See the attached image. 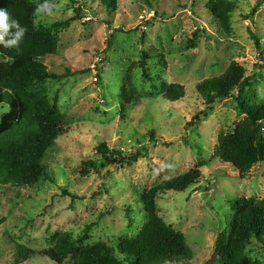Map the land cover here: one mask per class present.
<instances>
[{"label":"rangeland","instance_id":"1","mask_svg":"<svg viewBox=\"0 0 264 264\" xmlns=\"http://www.w3.org/2000/svg\"><path fill=\"white\" fill-rule=\"evenodd\" d=\"M29 1L36 7L45 2ZM229 1L235 7L232 34L220 29L211 0H118L116 10L99 0H48L51 14L37 12V27L71 22L60 32L57 54L44 60L50 71L71 75L42 85L51 103L57 101L66 132L43 159L49 181L0 186V264H15L20 245L41 251L63 233L77 240L93 222L85 243L136 237L147 221L140 195L200 161L206 165L196 185L157 197L162 219L187 237L188 246L166 264H221L214 248L228 229L231 202L264 199V162L241 176L216 153L220 132H233L245 117L235 98L208 107L196 89L236 61L252 83L247 95L264 101V0ZM144 55L150 79L138 67ZM128 77L137 98L123 111ZM172 84L185 88L179 101L164 98ZM8 111L7 103L0 105V119ZM102 143L124 156H144L123 165L98 153ZM88 160L98 170L84 175ZM255 243L246 254L264 264V246ZM21 264L55 263L35 255Z\"/></svg>","mask_w":264,"mask_h":264},{"label":"trees","instance_id":"2","mask_svg":"<svg viewBox=\"0 0 264 264\" xmlns=\"http://www.w3.org/2000/svg\"><path fill=\"white\" fill-rule=\"evenodd\" d=\"M117 1L99 0L102 6L112 10L117 9ZM0 8L7 9L10 19L27 28L19 48L0 45V105H9V111L0 119V186H35L50 180L43 159L59 136L66 132L57 101L51 103L48 91L42 85L48 80L58 81L71 75L69 71L54 73L44 63L46 58L57 54L60 32L71 22L65 20L49 27H37V7L29 0H0ZM209 10L220 29L232 34L234 5L229 0H211ZM251 37L260 49L259 37L252 32ZM147 66L148 56L144 55L138 65L144 79H150ZM127 79L129 87L124 85L121 94L123 111L137 98L136 88L131 79ZM196 89L208 107L222 99L235 98L245 117L233 132H220L216 153L241 176L247 175L255 165L264 162V101H254L247 95V89L252 90V83L236 61H232L222 75L203 80ZM184 96V86L176 84L168 86L164 93V98L171 102ZM195 119L198 121L199 116L196 115ZM150 135L155 141L154 132ZM97 151L103 156L118 158L123 165H132L144 156L143 152L124 156L119 150H110L106 143L100 144ZM205 165L206 162L200 161L186 173L163 178L140 195L147 221L136 237L119 238L116 243L104 240L85 243L98 224L93 222L77 240L63 233L56 235L53 245L41 251L20 245L15 264L35 255L48 258L55 264H166L188 246L187 237L162 219L157 197L164 192H181L196 185ZM92 170H98V164L94 160L86 161L82 173L88 175ZM231 209L233 214L228 229L222 231L216 240L215 257L221 260V264H259L246 254V249L255 242L264 246V199L258 202L254 198L240 197L231 202Z\"/></svg>","mask_w":264,"mask_h":264},{"label":"clouds","instance_id":"3","mask_svg":"<svg viewBox=\"0 0 264 264\" xmlns=\"http://www.w3.org/2000/svg\"><path fill=\"white\" fill-rule=\"evenodd\" d=\"M36 11L38 13L47 12L48 14H51L52 9L48 0H45L42 4H38ZM11 29H15V31L12 32L10 31ZM26 32L27 28L21 26L19 21L10 19L7 9L0 8V45H3L6 48H19ZM6 37L11 38L6 39Z\"/></svg>","mask_w":264,"mask_h":264},{"label":"built area","instance_id":"4","mask_svg":"<svg viewBox=\"0 0 264 264\" xmlns=\"http://www.w3.org/2000/svg\"><path fill=\"white\" fill-rule=\"evenodd\" d=\"M88 21H90L91 20V17L90 16H87V18H86Z\"/></svg>","mask_w":264,"mask_h":264}]
</instances>
